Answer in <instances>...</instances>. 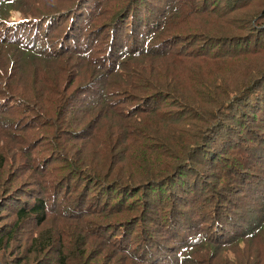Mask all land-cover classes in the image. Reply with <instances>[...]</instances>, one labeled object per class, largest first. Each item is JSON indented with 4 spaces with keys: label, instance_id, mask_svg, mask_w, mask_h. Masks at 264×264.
I'll list each match as a JSON object with an SVG mask.
<instances>
[{
    "label": "trees",
    "instance_id": "16d2710c",
    "mask_svg": "<svg viewBox=\"0 0 264 264\" xmlns=\"http://www.w3.org/2000/svg\"><path fill=\"white\" fill-rule=\"evenodd\" d=\"M0 264H264V0H0Z\"/></svg>",
    "mask_w": 264,
    "mask_h": 264
},
{
    "label": "rangeland",
    "instance_id": "374dc122",
    "mask_svg": "<svg viewBox=\"0 0 264 264\" xmlns=\"http://www.w3.org/2000/svg\"><path fill=\"white\" fill-rule=\"evenodd\" d=\"M19 15H20V14H19V13H17V12H16V13H14V18H17V17H19ZM21 177H23V176H21ZM26 182H27V181L25 180V181L23 182L24 184H22L21 186H22V187H23V186H25ZM14 186L16 187V185H15V184H13V187H14ZM22 187H21V188H22Z\"/></svg>",
    "mask_w": 264,
    "mask_h": 264
}]
</instances>
